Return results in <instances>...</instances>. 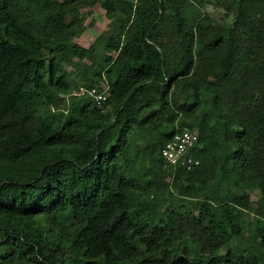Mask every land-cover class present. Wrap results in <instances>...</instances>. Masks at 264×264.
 Returning <instances> with one entry per match:
<instances>
[{"label":"trees","instance_id":"1","mask_svg":"<svg viewBox=\"0 0 264 264\" xmlns=\"http://www.w3.org/2000/svg\"><path fill=\"white\" fill-rule=\"evenodd\" d=\"M97 1L0 0V264H264V0H100L80 45Z\"/></svg>","mask_w":264,"mask_h":264},{"label":"rangeland","instance_id":"2","mask_svg":"<svg viewBox=\"0 0 264 264\" xmlns=\"http://www.w3.org/2000/svg\"><path fill=\"white\" fill-rule=\"evenodd\" d=\"M192 1L201 5V8L204 11L203 13H206L217 22L230 23L232 21L233 18L232 14L227 13L228 10L223 4L225 0H192ZM87 10L88 8H81V11L85 15L83 17L84 29L81 34L74 37V40L78 44L83 46H89L99 33H101L102 31L109 30V22H110L109 16H107L105 10L100 5V0L94 3L93 6L90 7L88 12ZM67 20L69 21L68 18ZM76 80L79 81L80 77H77ZM95 87L101 91L107 88V85L105 81L100 80ZM85 90L86 89L84 87H81L79 89L80 92H83ZM199 165H200V160H199ZM167 179H169L170 190L175 191L176 188L180 186V182H178L177 180H173L172 177H169ZM256 194L257 193L255 190L250 191V197L252 201H255ZM202 203L203 200L201 199L195 200L193 202V206L197 209L202 205ZM256 221H257V217L255 215L249 212H244L243 215L237 220V223L239 224V226H241L244 233L246 234L248 230V225L250 223H256Z\"/></svg>","mask_w":264,"mask_h":264},{"label":"built area","instance_id":"3","mask_svg":"<svg viewBox=\"0 0 264 264\" xmlns=\"http://www.w3.org/2000/svg\"><path fill=\"white\" fill-rule=\"evenodd\" d=\"M87 92L98 104H101L108 96V87L101 91L96 87H92L87 89ZM197 142V133L187 128L176 131L165 142L161 150V157L163 164L172 169V176L175 174V170L179 165L187 171L199 165V159L193 153Z\"/></svg>","mask_w":264,"mask_h":264}]
</instances>
